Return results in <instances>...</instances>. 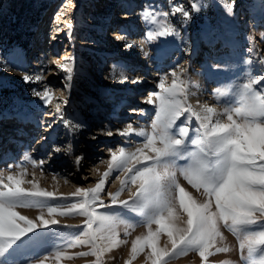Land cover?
<instances>
[{"label": "rangeland", "instance_id": "obj_1", "mask_svg": "<svg viewBox=\"0 0 264 264\" xmlns=\"http://www.w3.org/2000/svg\"><path fill=\"white\" fill-rule=\"evenodd\" d=\"M111 1L108 10L102 0H0V25L21 27L24 25L21 13L27 12H34L32 19L37 22L31 30L26 50L20 51L13 45H5V48L0 44V123L10 124L8 122L14 120L17 125L15 129H8L0 124L4 136L9 135V142L11 138L13 140L10 151L0 156V175L6 177L9 172L17 173L26 168L27 179H32V173H35L40 186L56 191L57 196L61 193L68 196L78 186L94 187L107 169L103 161L110 158L109 149L130 147L129 143L141 140L135 135L123 137L118 130L129 123L134 127H146L150 123L154 106L146 103V98L150 92L158 91L155 83L149 80V75L155 72L153 69H157L155 77L158 82L165 75H169L170 82L173 69H186L184 78L189 82L190 104L196 76L207 79L210 84L206 97H211L221 108L231 102L233 86L244 83L249 73L264 74V63H261L264 60V0H235L232 15L227 14L221 0ZM193 2L202 7L199 12L192 11L191 19L179 13L167 18L182 39L160 37L153 43L145 42V33L150 26L142 19L145 8L170 12L173 5L183 4L191 10ZM115 19L128 21H120V28L116 29L118 35L126 36L124 41L111 36ZM69 23L73 25L71 29L67 26ZM128 41L133 42L131 48L125 47ZM161 50L166 55L162 56ZM54 60L72 65L71 81L66 80L67 74L53 63ZM25 76L31 79L26 81ZM37 76L42 79L37 81ZM124 76L128 79L124 80ZM133 80L138 82L133 83ZM66 84L71 86L66 87ZM45 87L51 88L55 94L51 104L35 94ZM56 104L61 105L60 113L56 112ZM65 120L82 127L70 130L65 126ZM109 132L112 135H108ZM56 148L61 151H55ZM77 156L84 157L80 166L75 163ZM33 160L44 161V164L34 167ZM117 175L123 179V173H113L106 191L119 189ZM178 179L195 193L183 177L178 176ZM23 186L30 187L28 184ZM122 195L126 197L124 200L130 199L128 190ZM194 195L199 197L198 193ZM106 197L102 194L105 204H110ZM18 210L33 219L40 211L38 208ZM98 210L120 212L116 231L119 239L128 243L113 248L102 259L104 264H110V260H115L113 264H123L126 260L124 253L131 249L137 235L146 232V228L140 223L141 218L127 209ZM57 219L61 221L60 225L53 226L57 243L61 238L78 235L84 227V217ZM222 231L226 236L224 243L230 251L210 257V264H244L236 236L226 229ZM54 246L50 241L45 248L38 249L33 258L47 255ZM64 250L76 253L88 251L89 246L69 248L64 245ZM147 251L132 264L137 261L145 264ZM94 259L92 256L74 257L61 264H89ZM186 262L201 264L195 252L175 258L170 264Z\"/></svg>", "mask_w": 264, "mask_h": 264}, {"label": "snow or ice", "instance_id": "obj_2", "mask_svg": "<svg viewBox=\"0 0 264 264\" xmlns=\"http://www.w3.org/2000/svg\"><path fill=\"white\" fill-rule=\"evenodd\" d=\"M221 2L232 15L235 0ZM201 7L193 2L191 10L183 4L173 5L170 12L145 8L142 19L150 25L145 42L153 43L160 37L182 39L167 18L179 13L191 19L192 11L199 12ZM67 26L73 27L71 23ZM115 38L126 40L125 35ZM132 46L131 41L125 44L127 48ZM160 54L166 52L161 50ZM53 63L67 74V81L73 79L70 63ZM186 71L182 67L179 71L173 69L170 82L169 75L161 77L158 91L149 93L146 103L154 106V115L146 127L136 128L129 123L118 130L123 137L135 135L141 140L134 148L109 149L110 158L103 161L107 169L94 187L78 186L68 196H57L56 191L40 186L35 173L27 179L26 168L9 172L6 177L0 175V264H61L86 256L95 257L89 264H104L106 253L128 243L120 240L116 231L120 212L98 210L113 207L137 214L146 228L132 241L125 264H132L146 249L145 264H170L190 252L200 257L201 264H210V257L230 251L222 229L236 236L244 264H264V74L249 73L244 83L234 85L230 90L232 100L222 110L207 104L197 110L188 102ZM35 94L48 104L55 98L48 87ZM55 108L61 112L60 104ZM64 123L70 130L82 127L69 120ZM83 160V156H77L76 165H82ZM32 164L40 167L44 161L33 160ZM113 173H123V179L117 175L119 189L108 192L106 185ZM178 176L203 199L184 187ZM125 190L132 191L129 200L120 199ZM102 194L110 198V204H105ZM21 208H38L39 215L30 218L18 210ZM67 216L84 217V227L78 235L61 238L57 243L53 226L61 223L57 217ZM162 237H166L164 244ZM50 241L55 245L51 251L33 258ZM64 245L89 246V250L69 253Z\"/></svg>", "mask_w": 264, "mask_h": 264}, {"label": "bare ground", "instance_id": "obj_3", "mask_svg": "<svg viewBox=\"0 0 264 264\" xmlns=\"http://www.w3.org/2000/svg\"><path fill=\"white\" fill-rule=\"evenodd\" d=\"M103 1V3L105 4V6H106V8H108V10H109V8H110V6H111V0H102ZM110 2V3H109ZM104 6V5H103ZM108 10L106 11V12H108ZM100 11H104V10H100ZM115 22H116V25H114V30H113V32H114V34L113 35H111L113 38H115L117 35H118V33L116 32V29H118V28H120V26H119V23H120V21H126V22H128L126 19H122V20H119V22H118V19H115L114 20ZM121 30V29H120ZM207 50L209 51V49L207 48ZM131 66H133V65H131ZM153 71H155L154 73H152L151 75H149V80L150 81H152L153 83H155V85L157 86V84H158V81H157V78L155 77L156 75V73H157V69H153ZM203 77V76H202ZM194 86L195 87H193L192 88V92L194 93L192 96H191V105L194 107V108H196L197 110H199L200 109V107L201 106H203V105H205V104H207V105H209V106H213V107H215V108H217L218 110H222V108L211 98V97H206V96H208V93H207V90L206 89H208V86H209V84H210V82L207 80V79H203V78H201V77H199V76H196V78H195V80H194ZM192 83V82H191ZM198 84H200L201 86L199 87V86H197ZM150 93H152V92H150ZM211 96V95H210ZM206 100H208V101H206ZM12 123V124H11ZM10 124H7V126H9L10 128H15L16 126H14V124H16V123H14L13 122V120H12V122H11ZM5 126V125H4ZM140 127H143V126H140V125H137L136 126V128H140ZM4 131V130H3ZM6 135H8V134H6ZM9 136V135H8ZM8 136H7V138L5 137L4 138V140H6V141H9V139H8ZM11 137V136H10ZM3 140V141H4ZM11 141H12V138H11ZM127 142V141H126ZM12 143V142H11ZM139 142H132V143H129L130 145H132V146H130V148H134L135 146H137V144H138ZM0 144H4V145H6V143L5 142H3V143H0ZM4 159V158H3ZM2 159V160H3ZM6 161V160H5ZM93 172V171H92ZM37 174V173H36ZM90 178H91V176H90ZM93 178V177H92ZM95 178V177H94ZM97 178V177H96ZM39 182H40V180H38ZM190 188V187H189ZM194 190V189H193ZM132 191H135V187H133L132 188ZM132 191H129V198L131 197V195H132ZM111 192V191H110ZM195 194V193H194ZM105 196V195H104ZM107 198V200L108 199H110V198H108V197H106ZM126 197L124 196V195H122L121 197H120V199H125ZM21 212V211H20ZM26 212V211H25ZM30 212V211H29ZM35 213V212H34ZM27 214V213H26ZM138 234V233H137ZM136 234V235H137ZM138 236V235H137ZM226 237V236H225ZM166 242V237H162V239H161V244H164ZM232 246H233V244H232ZM229 247V246H228ZM129 253H130V250L128 249L124 254H125V258H126V260H128V258H129ZM126 260H124L123 261V264H125V261ZM185 261V260H184ZM115 262V260H110L109 261V263L110 264H113ZM182 262V261H181ZM187 263V262H186ZM135 264H141V262L139 263V261H137V263H135ZM185 264V263H184ZM187 264H189V262L187 263Z\"/></svg>", "mask_w": 264, "mask_h": 264}, {"label": "trees", "instance_id": "obj_4", "mask_svg": "<svg viewBox=\"0 0 264 264\" xmlns=\"http://www.w3.org/2000/svg\"><path fill=\"white\" fill-rule=\"evenodd\" d=\"M35 13L32 14L29 12L27 13H21V15H24V25L21 27L13 26L9 27L8 25H0V44H2L5 48L7 46H15L20 51L26 50L28 48V43L31 40V30L33 27L37 26V22L32 19V16ZM32 19L33 21L28 22V20ZM97 97V95H95Z\"/></svg>", "mask_w": 264, "mask_h": 264}]
</instances>
